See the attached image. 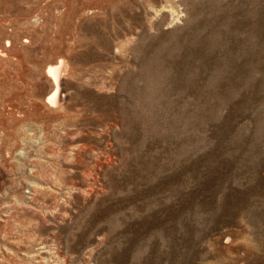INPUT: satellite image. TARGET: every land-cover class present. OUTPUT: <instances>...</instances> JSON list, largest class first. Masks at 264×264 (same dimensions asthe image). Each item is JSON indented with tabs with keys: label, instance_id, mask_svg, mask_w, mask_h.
I'll return each instance as SVG.
<instances>
[{
	"label": "rangeland",
	"instance_id": "374dc122",
	"mask_svg": "<svg viewBox=\"0 0 264 264\" xmlns=\"http://www.w3.org/2000/svg\"><path fill=\"white\" fill-rule=\"evenodd\" d=\"M0 264H264V0H0Z\"/></svg>",
	"mask_w": 264,
	"mask_h": 264
},
{
	"label": "bare ground",
	"instance_id": "6f19581e",
	"mask_svg": "<svg viewBox=\"0 0 264 264\" xmlns=\"http://www.w3.org/2000/svg\"><path fill=\"white\" fill-rule=\"evenodd\" d=\"M62 63H63V61H62ZM60 65H61V61H60L59 65L51 66L49 69V74L54 78L53 79L54 80V89L50 92V95L48 96L49 102H56V100H58V97L62 96V94L60 95V93H61L60 87L61 86H59V84H60L59 82L61 81L59 78L62 74L61 75L59 74V71H60L59 69L63 68V65H61L62 66L61 68H60ZM58 103H60V101Z\"/></svg>",
	"mask_w": 264,
	"mask_h": 264
}]
</instances>
